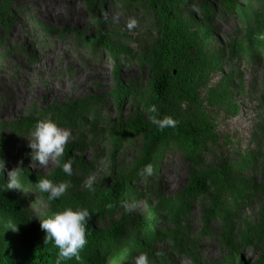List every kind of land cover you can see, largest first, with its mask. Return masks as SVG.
I'll return each instance as SVG.
<instances>
[{"label": "rangeland", "instance_id": "obj_1", "mask_svg": "<svg viewBox=\"0 0 264 264\" xmlns=\"http://www.w3.org/2000/svg\"><path fill=\"white\" fill-rule=\"evenodd\" d=\"M168 1L0 0V149L10 146L0 154V262L30 252L39 220L86 208L91 229H119L95 264L141 253L148 264H264V0H182L168 14L191 34L193 90L177 114L203 129L194 157L135 130L153 126ZM38 121L70 131L60 160L72 161L71 176L30 159ZM14 168L21 190L5 187ZM195 176L203 191L190 188ZM41 178L69 187L48 201L34 190Z\"/></svg>", "mask_w": 264, "mask_h": 264}, {"label": "trees", "instance_id": "obj_2", "mask_svg": "<svg viewBox=\"0 0 264 264\" xmlns=\"http://www.w3.org/2000/svg\"><path fill=\"white\" fill-rule=\"evenodd\" d=\"M182 0H169L167 5L161 8V39L159 52L156 61L159 64L160 72L153 80L150 87V103L159 105L156 115L159 117L170 116L176 121L174 127L163 129L152 126L148 132L147 125L135 127L137 132L144 133L151 143L159 141L180 144L186 148L191 156L198 154L197 146L201 143L203 129L191 120H185L178 116L177 108L181 101L191 94L193 90L194 67L190 50L191 34L176 20H171L169 12ZM12 148V147H11ZM10 146L0 149V154L8 152ZM206 187L204 178L195 176L190 181L192 190L203 191ZM0 209H6L0 199ZM262 229L264 231V222ZM119 233L118 228L111 230L109 234H103L91 229L86 225V244L78 251V258L62 260L61 264H95L99 253L105 255L106 249ZM44 232L31 247L30 252L18 261H3L0 264H55L58 249L51 241L45 242ZM112 247V246H109ZM110 250L107 252L110 256ZM101 251V252H100ZM101 264V263H100Z\"/></svg>", "mask_w": 264, "mask_h": 264}, {"label": "clouds", "instance_id": "obj_3", "mask_svg": "<svg viewBox=\"0 0 264 264\" xmlns=\"http://www.w3.org/2000/svg\"><path fill=\"white\" fill-rule=\"evenodd\" d=\"M148 111L154 113L150 117L151 124L159 129L165 127H174L176 121L170 116L159 117L155 115L158 110L155 105L149 107ZM27 138V147L30 151V159L40 166H46L49 161L57 164L63 173L67 176L72 174V161L66 160L61 163L60 158L64 155V146L69 141L71 133L68 129L59 127L52 121H38L29 131ZM4 161L0 159V172H4ZM138 175L147 178L153 175L152 165L145 164L138 171ZM34 190L40 193H47V200L53 201L59 199L68 189L69 184L66 181L53 183L52 180L41 178L36 180ZM94 181L88 177L83 182V187L88 191H94ZM7 189H20V173L18 168L7 171ZM111 207V205H107ZM126 211L135 208L134 202L124 204ZM90 218V213L86 208H65L63 211L53 213L50 217L39 220V227L44 232L45 242L51 241L53 246L58 249V255L55 264H61L62 260L73 257L78 258V251L86 244V225ZM9 229L15 232L17 224L8 225ZM134 264H148L146 254H139Z\"/></svg>", "mask_w": 264, "mask_h": 264}]
</instances>
